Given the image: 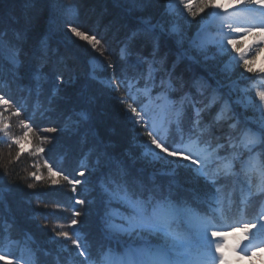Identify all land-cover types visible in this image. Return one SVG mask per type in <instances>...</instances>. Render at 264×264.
Here are the masks:
<instances>
[{
	"label": "trees",
	"instance_id": "trees-1",
	"mask_svg": "<svg viewBox=\"0 0 264 264\" xmlns=\"http://www.w3.org/2000/svg\"><path fill=\"white\" fill-rule=\"evenodd\" d=\"M169 2L148 0L138 8L130 0H0V37L21 49L16 66L0 59V95L9 101L7 108L0 106V113L9 124V136L23 135L22 121L31 125L19 159L18 147L0 132V248L13 256L0 259V264H109L106 257L117 262L111 264H124L130 249L162 243L140 229L106 230V212L112 224L123 227L124 217L136 213L123 193L114 191L115 184L104 182L112 169L101 153L123 167L124 186L138 194L134 199H144L147 189L157 188L202 215L211 212L213 198L223 201L225 211L214 223L234 228L231 246L244 240L237 204L245 198L252 201L243 217L255 215L264 204L260 178L239 162L258 153L264 166V140L250 151L245 146V133L259 135L264 118L252 103L258 101L255 93L264 91V74H246L231 48L228 54H218L214 46L206 52L194 46L212 10L193 18L183 7L169 12ZM68 23L95 35L103 55L75 37ZM174 23L180 36L170 31ZM41 42L47 46L46 55L40 51ZM93 59L102 66L92 70ZM58 77L65 82L59 84ZM113 77L118 89L110 83ZM144 87L151 88L149 93L140 90ZM162 93L179 111L168 122L166 146L197 139L214 150L212 158L220 157L204 167L207 178L189 161L148 153L146 129L132 122L126 103L151 113V98ZM17 107L19 116L13 114ZM36 148L44 151L35 153ZM45 161L61 173L56 184ZM167 162L170 170L177 166L173 174L163 173ZM227 162L237 173L225 174ZM81 170L84 177L79 176ZM33 171L41 176L39 181L29 176ZM74 179L81 180L75 192L70 183ZM77 199L85 203L76 204ZM74 212L80 213L75 217L78 224L70 227ZM58 231L68 232L70 239L56 238ZM77 238L88 249L87 261L71 244ZM236 264H264V250Z\"/></svg>",
	"mask_w": 264,
	"mask_h": 264
},
{
	"label": "snow or ice",
	"instance_id": "snow-or-ice-1",
	"mask_svg": "<svg viewBox=\"0 0 264 264\" xmlns=\"http://www.w3.org/2000/svg\"><path fill=\"white\" fill-rule=\"evenodd\" d=\"M147 2L148 0H130V3L138 8L147 6ZM177 4L182 5L183 10L193 18L201 13H205L206 9L212 10L210 19L215 24L216 30L212 34H203L205 26L202 25L201 32L198 33L196 40L193 41L194 46L206 52L208 46L211 45L217 49L218 54H228L229 48H231L236 53L234 59H236L237 64H242L243 68L249 73L256 71L250 66L248 57L251 56L254 59V54L264 50L262 48L264 46V0H221L219 3L217 0H177ZM67 29L75 37L87 41L92 49L99 51L103 55L102 50L97 47L100 41L95 35H87L78 27L73 26L72 23L67 24ZM170 31L177 36L181 35L180 29L175 23ZM236 35L252 38L253 42L246 51H242L238 46L240 41L235 38ZM17 38H20V34H17ZM46 47V44L41 42L40 51L43 55L47 54ZM20 53L21 49L17 44L11 41L5 42L0 37V59L7 60L11 65L16 66L19 63ZM210 58L215 57L205 56V59ZM259 71L264 73V68ZM57 80L59 84L65 82L61 77H58ZM110 83L116 89L119 88V83L115 77L112 78ZM255 96L258 97V101L254 99L252 103L261 112L262 117H264V91L256 92ZM8 105L9 101L0 95V106L7 108ZM126 107L131 113L130 119L132 122L137 125H143L146 129L144 134L148 137V141L146 142L148 153L154 155L156 158L166 155L167 157L176 158L178 162L189 161L196 168L198 174L206 176L203 172L206 161L201 159L199 154L192 151L195 147V141L188 144L181 143L174 148L171 145L165 146L168 141L163 136H160V128L157 126L155 118L151 113L143 109L137 110L132 103H126ZM20 111V108L17 107L13 114L19 116ZM80 115L82 119H87L83 113ZM22 124L25 128L22 136H9V124L4 122L3 113H0V132H3L5 137L18 147L16 153L17 159L25 152V149L21 146V142L26 140L31 134V125L27 121H22ZM259 124V135L251 131L245 133V141L248 145H255L264 140V118L259 121ZM48 131L56 132L57 129L49 128ZM157 149L159 151H156ZM34 151L35 153H41L44 149L36 148ZM200 151L203 152L206 149H201ZM100 157H103L110 169H112L109 175L105 177L104 182L115 184L114 191L117 193L122 192V199L136 213L132 217H124L127 221V227H123L112 224L109 219L111 214L106 212L104 217L106 230L111 233H131L133 230L140 229L155 234L162 239V243L159 246L130 249L124 264H230L225 254V248L228 245L223 242L224 234L216 230L219 225L214 223L217 214L222 216L225 211L223 201L213 198L209 202L211 212L202 215L190 207L173 202L171 193L165 195L157 188L147 189V195L144 199H134L133 197L138 194L129 192L124 186L127 183L125 180L127 173L123 167L118 162L112 161L106 153H101ZM99 159L98 157V163ZM45 166L48 168L49 177L52 178L51 183L56 184L57 180L55 177L61 175V173L53 171V168L47 161H45ZM38 167L39 165H37ZM84 175L85 172L81 170L79 176L84 177ZM29 176L37 181L41 179V176L37 175L35 171L30 172ZM64 178L68 179V177ZM120 181H123V183H120ZM70 183L72 184V191L75 192L76 186L81 184V180L74 179ZM28 187L32 188L34 185L29 184ZM139 195L143 196L144 192H141ZM249 196L254 197V194L250 192ZM251 202V199L245 198L236 206L237 211L242 215V220L238 222V226L246 234L244 240L238 243L234 249L238 254L251 252L252 255H255L257 248L264 247V204L261 205V210L255 215L243 217V213ZM84 203V200H76V204ZM241 204L244 207H241ZM149 207L151 208V212L147 211ZM78 216H80L79 212L73 213L70 227L78 224V220L75 218ZM229 227L234 231V228ZM55 237L63 238L64 240L70 239L69 233L65 231L56 232ZM71 244L75 246L79 256L84 257L86 261L89 259L88 249L79 238L72 239ZM0 259H8V257L0 255ZM106 259L111 264L110 258L106 257Z\"/></svg>",
	"mask_w": 264,
	"mask_h": 264
},
{
	"label": "rangeland",
	"instance_id": "rangeland-1",
	"mask_svg": "<svg viewBox=\"0 0 264 264\" xmlns=\"http://www.w3.org/2000/svg\"><path fill=\"white\" fill-rule=\"evenodd\" d=\"M170 6H171V8H170ZM179 7H182V5H178L177 0H170L167 8H168L169 12H174ZM202 25L205 26L203 29V34H212L216 30V26L214 23L211 22V19L205 21ZM200 32H201V28L196 33L195 40L197 38L198 33H200ZM235 38H237L240 41V43L243 44V47L241 48L242 51H246L248 49L249 45H251L253 42L251 37L244 38V37H241L239 35H236ZM254 55H255V58L250 59V66L253 69H255L256 71L253 73H249L246 71V74H253L254 76H261V74H264V73H261L259 71L260 69L264 68V51H260L259 53L254 54ZM235 57H236V55L234 56V58ZM90 65H91L92 70H96L97 68H100L102 66L101 62L98 59L91 60ZM140 90H142L145 93H149L151 88L150 87H144V88H141ZM151 103H152L151 115L155 118L157 126L162 131V135H165L167 128H168V121L171 118L178 116L179 111H178V109L174 110V107L172 106L171 102L166 98V95L163 93L158 94V95L154 96L153 98H151ZM245 145L247 146V150L251 149L254 146V145H248V144H245ZM200 150L201 149H199V153H198L196 145L192 149V151L194 153L200 155L201 159H204L206 162L210 161L211 152H209L207 150L201 152ZM166 166H170L168 162L166 163ZM243 167L247 171L257 172L258 174L261 175V177L264 178V170L261 168L260 161L259 160L256 161L255 157L249 156L248 158H246L243 161ZM229 168L233 169L232 166H229ZM228 238L231 239L230 236H228ZM234 240L236 242H240V240L237 239L236 237H234ZM223 242H224V240H223ZM261 248L263 249L264 247L257 248L256 251L261 249ZM225 254L227 255V257H229V252L225 251ZM0 255H5L8 257V259H11L13 257L8 250H3L1 248H0ZM233 256H234V260L238 261V260H241L244 258H249L252 256V254H251V252H249L247 254H238V252L236 253V251H235Z\"/></svg>",
	"mask_w": 264,
	"mask_h": 264
},
{
	"label": "bare ground",
	"instance_id": "bare-ground-1",
	"mask_svg": "<svg viewBox=\"0 0 264 264\" xmlns=\"http://www.w3.org/2000/svg\"><path fill=\"white\" fill-rule=\"evenodd\" d=\"M217 2L219 3V2H221V0H218Z\"/></svg>",
	"mask_w": 264,
	"mask_h": 264
}]
</instances>
